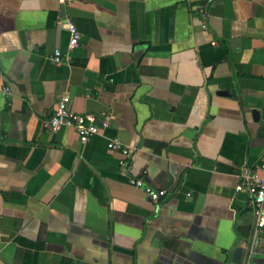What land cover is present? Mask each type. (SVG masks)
Wrapping results in <instances>:
<instances>
[{"label": "crops", "instance_id": "obj_1", "mask_svg": "<svg viewBox=\"0 0 264 264\" xmlns=\"http://www.w3.org/2000/svg\"><path fill=\"white\" fill-rule=\"evenodd\" d=\"M206 2L0 0V264H264L235 191L264 161V0ZM64 96L108 128L45 130Z\"/></svg>", "mask_w": 264, "mask_h": 264}, {"label": "built area", "instance_id": "obj_2", "mask_svg": "<svg viewBox=\"0 0 264 264\" xmlns=\"http://www.w3.org/2000/svg\"><path fill=\"white\" fill-rule=\"evenodd\" d=\"M59 1L62 5H65L71 4L75 0ZM209 1L207 0L208 3ZM206 4H201L196 8L203 21L207 19ZM66 24L69 35L67 51L70 52L78 47L81 35L72 22L67 20ZM201 26L205 28L204 23ZM61 59V52L56 50L53 61L59 64ZM2 92L8 94L9 88L5 86ZM112 118L111 112H103L100 115L99 123H97V117L93 114H78L74 112L70 107V97L64 96L56 102L52 115L44 121L43 126L45 130L51 133H57L63 128H71L77 133L80 143L85 144L90 137L101 135L102 131L108 128ZM106 147L110 152H117L122 156L119 167L125 171L131 150L116 137L109 138ZM129 184L135 188L142 189L145 195L153 202H157L166 196L165 190H155L150 186H146L141 179H129ZM235 191L246 192L250 197V204L254 215L251 246L248 251V258H250L254 247L264 237V161L253 168L243 167L241 169Z\"/></svg>", "mask_w": 264, "mask_h": 264}, {"label": "water", "instance_id": "obj_3", "mask_svg": "<svg viewBox=\"0 0 264 264\" xmlns=\"http://www.w3.org/2000/svg\"><path fill=\"white\" fill-rule=\"evenodd\" d=\"M63 10H64V6H61V7H60V11H63Z\"/></svg>", "mask_w": 264, "mask_h": 264}]
</instances>
